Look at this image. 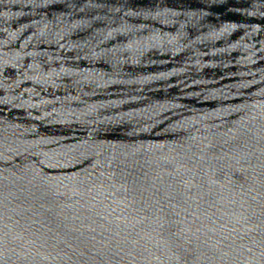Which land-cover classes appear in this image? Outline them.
<instances>
[{
    "label": "water",
    "instance_id": "obj_1",
    "mask_svg": "<svg viewBox=\"0 0 264 264\" xmlns=\"http://www.w3.org/2000/svg\"><path fill=\"white\" fill-rule=\"evenodd\" d=\"M0 264H264V0H0Z\"/></svg>",
    "mask_w": 264,
    "mask_h": 264
}]
</instances>
